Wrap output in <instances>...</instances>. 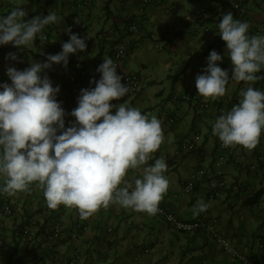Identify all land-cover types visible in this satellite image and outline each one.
I'll return each instance as SVG.
<instances>
[{
    "label": "crops",
    "instance_id": "obj_1",
    "mask_svg": "<svg viewBox=\"0 0 264 264\" xmlns=\"http://www.w3.org/2000/svg\"><path fill=\"white\" fill-rule=\"evenodd\" d=\"M42 1L0 0V18L21 4L28 14L24 20L31 19ZM226 1L225 7L217 0H151L145 5L139 0H90L87 5L83 0H44L41 16L55 13L60 21L46 25L29 47L0 45V84H11L8 67L22 71L33 62H44L48 54L61 52L62 43L70 38L66 31L70 28L71 33L85 39L86 49L69 54L67 66L53 64L41 73L49 77L53 87L59 85L56 100L65 111L67 128L75 122L71 111L77 106L72 103L66 74L83 69L85 76L78 78L79 90L94 88L95 83L90 81L99 80L98 66L115 47L124 48V56L116 65L117 74L122 77L135 72L143 83L135 96L111 103L135 107L161 122L164 139L148 161L154 165L162 158L167 163L164 176L169 188L159 204L184 221L214 222L232 246L256 257L257 245L264 244V131L253 150L236 145L226 152L225 186L218 198L210 197L216 180L213 160L220 140L213 134V125L222 115L221 108L238 104L241 90L249 84L231 79L232 65L225 42L217 51L216 45L221 42L219 21L234 0ZM237 14L234 20L248 23L249 37L264 36V0H243ZM132 18L138 21L135 33L127 31ZM106 32L108 42L102 38ZM212 50L221 55V68L230 79L225 95L207 100L208 107L199 110L198 103L204 98L197 94L195 78L205 74ZM8 53H15L18 59L6 58ZM192 55L194 61H190ZM257 76L261 78V73ZM186 91L190 94L188 101L171 100L173 93ZM115 110L111 109L112 114ZM183 141L193 142L195 150H179L178 144ZM199 168L204 174L190 193L184 192L190 174ZM139 178L142 169H129L125 180L134 187ZM3 183L4 177L0 176V188ZM30 188V192L15 196L0 192V264H239L211 240L204 228L178 232L156 215L119 204L102 207L89 218L80 219L76 209L64 205L50 210L43 191L35 183ZM201 200L209 207L193 218V209ZM5 205L10 207L7 214L2 209ZM19 223L28 231L25 236L21 231L19 235L12 233ZM55 228L59 229L57 237L52 235ZM35 251L41 253L37 262L33 260Z\"/></svg>",
    "mask_w": 264,
    "mask_h": 264
},
{
    "label": "clouds",
    "instance_id": "obj_2",
    "mask_svg": "<svg viewBox=\"0 0 264 264\" xmlns=\"http://www.w3.org/2000/svg\"><path fill=\"white\" fill-rule=\"evenodd\" d=\"M27 15L17 4L0 18V45L29 47L46 25L61 19L48 13L24 20ZM218 27L231 61V79L255 83L260 79L256 73L264 66V36L249 37L248 23L234 20L231 12L223 15ZM66 31L70 38L62 43L61 52L48 54L44 62H33L22 71L8 67L11 84H0V176L4 177L0 192L15 196L30 192L35 183L50 210L64 205L76 209L80 219L111 204L155 215L169 188L164 176L167 163L160 158L154 165H145L164 139L161 122L135 107L110 103L124 97L128 88L121 83L117 66L105 58L96 69L101 73L99 80L90 81L95 87L80 90L77 107L71 111L75 122L65 128V111L56 100L59 85L53 87L41 73L53 64L67 66L69 54L86 49L85 39L70 28ZM6 58L18 59L15 53ZM221 59L212 50L205 74L195 78L197 94L205 101L226 93L230 78L216 63ZM240 96L238 104L216 119L212 131L224 147L240 145L251 151L264 131V92L248 87ZM141 168L142 178L135 179L133 187L125 180L127 172ZM208 207L198 201L193 218Z\"/></svg>",
    "mask_w": 264,
    "mask_h": 264
},
{
    "label": "built area",
    "instance_id": "obj_3",
    "mask_svg": "<svg viewBox=\"0 0 264 264\" xmlns=\"http://www.w3.org/2000/svg\"><path fill=\"white\" fill-rule=\"evenodd\" d=\"M84 3L87 5V3L90 2V0H83ZM151 0H139L140 4L145 5L149 3ZM243 0H234L231 4V7L226 10L225 14L228 12H231L233 16L240 12L241 9V2ZM235 5V7L233 6ZM224 14V15H225ZM127 31L130 33L138 32V21L135 18L130 19V22L128 23ZM42 38H45V35L42 36ZM103 40L108 42L110 39L109 33L106 32L102 36ZM125 49L117 46L111 51L110 59L113 61L115 65L123 58ZM103 63V61H102ZM79 76H85V70L80 69L78 71H70L66 74V80L69 85V93L71 96L72 103L77 106L78 102V96L80 95L79 85H78V78ZM122 84H126L128 88V92L125 95L126 97H133L137 94L139 91L142 83L143 78L135 73H127L122 76L121 80ZM248 87H254L253 83H249L247 85ZM257 90H260L264 92V68L261 70V78L260 83L257 86ZM190 99V94L188 91L183 93H173L171 95V100L174 102L182 101L186 102ZM111 103V102H110ZM208 102L205 100H202L198 103V109L204 110L208 107ZM236 104H230L226 107L221 108L220 112L221 114H226L228 111L231 110V108ZM172 121V118L169 120ZM196 145L193 142H181L178 144V149L181 151H193L195 150ZM231 148L224 147L222 145V142L219 140L217 144V153L215 155V158L213 160V169H214V176L216 178L214 182V187L211 190V196L213 198H218L220 196V190L225 186V181L223 178L224 175V164L226 162V152ZM149 164L147 163L148 166ZM144 166H142L143 168ZM141 168V169H142ZM204 174V170L199 168L193 171L190 174L189 179L186 181L184 185V192L190 193L193 190L194 184L196 180L201 177ZM131 191V189H129ZM159 211L155 214L156 216L160 217L166 224H168L172 229L183 232V233H192L200 229H205V231L208 233L211 240L218 245L222 250H224L233 260L238 262L239 264H264V244L260 243L257 245L256 250V257H250L246 254L241 253L238 251L234 246H232L225 237L218 231V229L215 226L214 222H207V221H201V220H195V221H184L175 216V214L166 208H164L162 205H158ZM4 213L10 212V207L8 205H5L2 207ZM27 229L22 230V235L25 236L27 234ZM59 229L55 228L53 230V237L58 236ZM1 243V238H0ZM41 257L40 251H35L33 258L34 261H38ZM73 261L70 262L72 264ZM20 264H25L24 262Z\"/></svg>",
    "mask_w": 264,
    "mask_h": 264
},
{
    "label": "trees",
    "instance_id": "obj_4",
    "mask_svg": "<svg viewBox=\"0 0 264 264\" xmlns=\"http://www.w3.org/2000/svg\"><path fill=\"white\" fill-rule=\"evenodd\" d=\"M218 2H220V4L221 5H224L225 7L226 6H228V3H227V1L226 0H217ZM225 14V13H224ZM238 14H235L233 17H236ZM220 40H221V42L220 43H218L217 45H216V47H217V51H219V49H220V47H221V45H223L224 44V41L221 39V37H220ZM216 51V52H217ZM260 73H261V71H260ZM259 74V72L258 73H256V75H258ZM258 81V80H257ZM257 81L255 82L256 83V85L258 86L259 85V83H260V81H259V83H257ZM255 85V84H254ZM22 227H23V224L22 223H19V224H17L16 226H14V228H13V230H12V233L13 234H17V235H19V233H20V231L22 232ZM34 254V253H33ZM33 260H34V258H33ZM35 262V261H34ZM37 262V261H36Z\"/></svg>",
    "mask_w": 264,
    "mask_h": 264
},
{
    "label": "rangeland",
    "instance_id": "obj_5",
    "mask_svg": "<svg viewBox=\"0 0 264 264\" xmlns=\"http://www.w3.org/2000/svg\"><path fill=\"white\" fill-rule=\"evenodd\" d=\"M43 2H44V0L39 4L38 3V6H36V8H35V10L37 11L36 12V14L35 15H33V16H41L42 15V13H43V11H42V8H41V5L43 4ZM27 19H30V17L28 18L27 17ZM26 19V20H27ZM195 55H192V60H190V61H194L195 60ZM223 61V59H221V61H217L216 63H217V65L219 66V67H222V64H221V62ZM224 62V61H223ZM184 69H185V66H184Z\"/></svg>",
    "mask_w": 264,
    "mask_h": 264
}]
</instances>
